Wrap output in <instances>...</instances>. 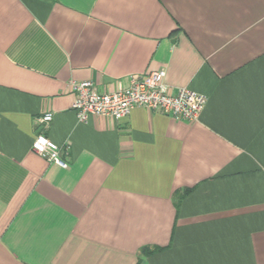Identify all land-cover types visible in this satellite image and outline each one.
<instances>
[{"label":"crops","instance_id":"obj_1","mask_svg":"<svg viewBox=\"0 0 264 264\" xmlns=\"http://www.w3.org/2000/svg\"><path fill=\"white\" fill-rule=\"evenodd\" d=\"M160 69L198 121H79ZM0 264H264V0H0Z\"/></svg>","mask_w":264,"mask_h":264},{"label":"built area","instance_id":"obj_2","mask_svg":"<svg viewBox=\"0 0 264 264\" xmlns=\"http://www.w3.org/2000/svg\"><path fill=\"white\" fill-rule=\"evenodd\" d=\"M165 78L164 69L155 70L131 77L127 87L110 93L98 92L92 81H72L70 87L75 95L72 107L83 123L90 116L120 120L129 116L137 107L164 113L174 120L198 121L208 103V97L186 87L174 90ZM52 117L51 113H47L39 122L48 124ZM32 150L47 161L63 169L67 168L60 157L61 148L44 133L36 135Z\"/></svg>","mask_w":264,"mask_h":264}]
</instances>
